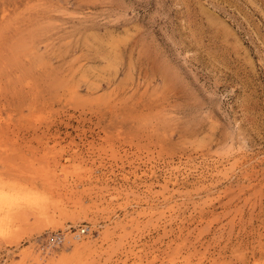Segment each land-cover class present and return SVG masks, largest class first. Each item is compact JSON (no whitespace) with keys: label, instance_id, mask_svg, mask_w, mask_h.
<instances>
[{"label":"rangeland","instance_id":"obj_1","mask_svg":"<svg viewBox=\"0 0 264 264\" xmlns=\"http://www.w3.org/2000/svg\"><path fill=\"white\" fill-rule=\"evenodd\" d=\"M0 264H264V0H0Z\"/></svg>","mask_w":264,"mask_h":264},{"label":"built area","instance_id":"obj_2","mask_svg":"<svg viewBox=\"0 0 264 264\" xmlns=\"http://www.w3.org/2000/svg\"><path fill=\"white\" fill-rule=\"evenodd\" d=\"M87 233H88V229L81 228L79 232L77 233V235L78 237H84L87 235ZM64 240L65 238L61 233H56L55 235L51 237L50 243L55 246V245L62 244Z\"/></svg>","mask_w":264,"mask_h":264},{"label":"bare ground","instance_id":"obj_3","mask_svg":"<svg viewBox=\"0 0 264 264\" xmlns=\"http://www.w3.org/2000/svg\"><path fill=\"white\" fill-rule=\"evenodd\" d=\"M16 198V197H15ZM74 240L79 241L82 239V237H78L77 233L73 237Z\"/></svg>","mask_w":264,"mask_h":264}]
</instances>
